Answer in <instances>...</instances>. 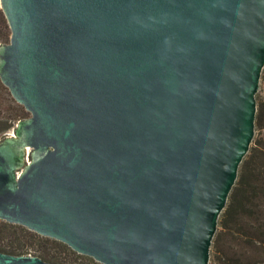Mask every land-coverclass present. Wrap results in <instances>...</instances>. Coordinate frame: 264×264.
I'll return each mask as SVG.
<instances>
[{"label": "water", "instance_id": "1", "mask_svg": "<svg viewBox=\"0 0 264 264\" xmlns=\"http://www.w3.org/2000/svg\"><path fill=\"white\" fill-rule=\"evenodd\" d=\"M0 5V76L32 112L0 141V219L105 264H208L255 136L264 0Z\"/></svg>", "mask_w": 264, "mask_h": 264}, {"label": "trees", "instance_id": "2", "mask_svg": "<svg viewBox=\"0 0 264 264\" xmlns=\"http://www.w3.org/2000/svg\"><path fill=\"white\" fill-rule=\"evenodd\" d=\"M0 13V37L9 40L12 31L1 5ZM256 97L255 123L259 134L240 165L211 246L219 264H264V93L258 92ZM59 241L25 225L0 219V251L77 264L75 259L52 252L55 244H61Z\"/></svg>", "mask_w": 264, "mask_h": 264}, {"label": "rangeland", "instance_id": "3", "mask_svg": "<svg viewBox=\"0 0 264 264\" xmlns=\"http://www.w3.org/2000/svg\"><path fill=\"white\" fill-rule=\"evenodd\" d=\"M9 42L10 39L7 40L0 37V45L3 46L4 44H7ZM263 75L264 71H262L260 88L258 91L262 93H264ZM31 116L32 112L29 111L24 104L16 100L10 88L2 81V78L0 76V136H2L4 132H13L14 128L17 127V124L20 120L29 119ZM258 134L259 131L255 126V136H257ZM5 138L6 137H2V140H4ZM60 243L61 244H55L56 249H52L53 253L66 257L69 260L75 259L77 264H105L90 255L77 252L68 244L66 245V243H62V241ZM208 264H219L215 259L214 250L212 247Z\"/></svg>", "mask_w": 264, "mask_h": 264}, {"label": "built area", "instance_id": "4", "mask_svg": "<svg viewBox=\"0 0 264 264\" xmlns=\"http://www.w3.org/2000/svg\"><path fill=\"white\" fill-rule=\"evenodd\" d=\"M16 128V127H15ZM15 128H14V131L11 132V131H8V132H4V134L2 136H0V141L2 140V137H7V136H12L15 134Z\"/></svg>", "mask_w": 264, "mask_h": 264}]
</instances>
